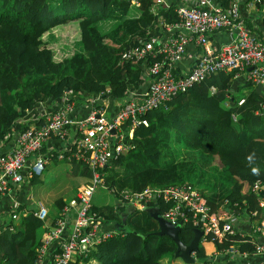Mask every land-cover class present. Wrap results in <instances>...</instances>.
<instances>
[{"label": "trees", "instance_id": "1", "mask_svg": "<svg viewBox=\"0 0 264 264\" xmlns=\"http://www.w3.org/2000/svg\"><path fill=\"white\" fill-rule=\"evenodd\" d=\"M54 3L0 0V142L6 134L26 129L27 125L18 118L27 111L40 117V111L54 109L65 92L78 101L82 94L93 95L107 87L105 97L121 104L128 102L133 98L132 92L141 90L149 80L146 66L152 58L147 54L145 60H125L122 52L151 37L163 38V24L176 18L172 6L151 12L150 0H137L133 18L125 15L129 13V0ZM257 14L264 27V16L258 11ZM107 18L115 19L98 24ZM66 21L76 24L77 34L74 39L61 42L50 30ZM243 22L255 31L247 20ZM255 32L264 43L262 34ZM69 35L74 36L67 29ZM210 86L215 88L212 94ZM257 90L243 77L236 81L233 72L217 73L177 93L167 102L166 109L156 107L142 114L141 120L147 124L134 128L132 148L98 169V185L113 196L115 211L107 205L91 207L96 218L111 222L124 234L97 244L87 259L97 264H163L161 259L172 255L174 243L154 233L157 224L149 213L143 221L144 211H127L121 200L122 190L165 187L193 179L192 173L197 170H211V185L224 183L216 175L227 179L230 186L224 195L230 201L243 200L245 216L259 211L255 196L248 190L253 180L264 182V116L254 113L260 102ZM239 99L243 102L237 105ZM65 139L51 133L43 148L61 147L66 154ZM47 161L57 162L55 156ZM64 161L67 169L73 170L72 175L82 167L73 159ZM82 174L87 178L83 184H89L90 171L84 169ZM39 178L33 176L31 180L39 182ZM189 183L194 186L192 181ZM156 201L157 212L170 206L161 199ZM207 201L214 206L213 200ZM23 208L25 213L17 227L7 225L0 230V258L5 264H32L35 248L53 227L34 216V205ZM177 237L187 244L192 238L191 225H180ZM237 239V234L226 236L221 242L207 238L199 243L194 257L205 263L213 251L219 253ZM237 248L238 252H251L252 245L238 243ZM218 264L224 263L219 260Z\"/></svg>", "mask_w": 264, "mask_h": 264}, {"label": "built area", "instance_id": "2", "mask_svg": "<svg viewBox=\"0 0 264 264\" xmlns=\"http://www.w3.org/2000/svg\"><path fill=\"white\" fill-rule=\"evenodd\" d=\"M150 1L151 12L169 5L165 0ZM242 1L226 0L222 5L216 0H180L174 7L175 20L163 24V38L151 37L122 52L121 58L125 60H145L147 54L152 58L147 61L149 80L144 90L133 91V98L125 104L105 97L109 91L107 87L93 95L82 94L83 108L79 106V100L65 92L54 109L44 108L40 117L29 115L27 111L19 118L27 125L26 129L3 137L0 200L6 196L10 198L24 177L41 174L44 163L52 156L56 160L73 159L91 173L89 184L81 185L68 204L62 206L53 227L35 248L32 264H72L77 257L86 256L95 244L116 234L114 230L99 232V223L90 213V201L95 185L100 183L98 169L132 148V132L139 125L147 124L141 120L146 111L156 107L166 109L165 104L173 96L210 75L233 72V78L244 74V80L259 89L260 102L254 113L264 116V43L257 38L255 31L244 25L240 15ZM244 1L247 8L264 16V0ZM221 32L229 36L224 43L215 46L211 37ZM188 45L196 47L197 52H194L190 65L178 73L175 66L182 60ZM208 90L212 94L215 88L210 86ZM242 102L239 99L237 105ZM51 133L59 138L66 137L64 148L68 153L63 154L61 150L40 152ZM248 190L255 196L259 210L250 212L248 217L243 212V200L230 203L223 198L215 202L216 208H212L205 194L186 181L165 187L146 186L140 191L126 189L120 194L127 206L138 210L155 207L157 199L169 202L166 210L158 212L160 217L171 225L188 223L199 229L201 241L210 238L221 242L226 236L237 234L235 243L219 253L213 251L211 259L204 264H218L219 260L230 264L240 261L249 264L242 260L264 264V240L254 242L258 241L256 237L264 238V182L255 179ZM70 210L74 213V220L67 225V211ZM23 213L18 201L14 200L7 218H0V230L6 226L4 219L16 223ZM34 215L41 220L46 218L47 209L41 202H36ZM244 242L252 245L251 252H238V243ZM0 264H5L1 258Z\"/></svg>", "mask_w": 264, "mask_h": 264}, {"label": "crops", "instance_id": "3", "mask_svg": "<svg viewBox=\"0 0 264 264\" xmlns=\"http://www.w3.org/2000/svg\"><path fill=\"white\" fill-rule=\"evenodd\" d=\"M165 1L167 4H169L168 5L169 7L172 6L173 8L177 3L180 2V0H165ZM216 1L222 2V5L226 4V0H216ZM240 15H241L242 20H247L252 25V28L255 31H259L264 37V27L260 25L261 21L257 14V11L255 9L247 8L244 0L242 1L240 5ZM228 36L229 34L224 33V32H221L220 34L219 33L215 34L214 36L211 37V42L215 46L219 45L220 43L224 42L228 38ZM194 52H197V48L194 47L193 45H188L185 50L182 60L179 63H177L175 66L176 72L180 73L190 65ZM241 77H244V74H240L237 78H235V80L239 81L241 80ZM145 85L146 84H144L141 87V90L142 89L144 90ZM142 91H139V92H142ZM78 103H79V106L83 108V102L79 100ZM46 148L49 149V148H52V146L48 145ZM49 163L50 162H47L45 166L48 165ZM67 166L68 165H66V167H64L57 173L56 179H58V182H56L55 185H57L58 187L55 190H51L49 186H45L41 182L42 172L39 178V182L38 180L32 181L31 178H24L22 183L16 188L18 199L26 207H31V208H32V205L34 206L36 205V202L41 201L42 204L47 205L48 210L51 211L50 218L53 219L55 215L59 213L60 207L63 204H66L67 201L70 200L72 196H74L72 195L73 189L77 187L78 185H81L87 181V178H85V176L82 174L84 169L81 166H79L77 170L74 171V175H72L73 170L71 168L67 169ZM34 187H37L38 189L33 191ZM41 193H44V194L41 195ZM114 202L115 201L113 200V204ZM95 205L99 206L100 204H94V206ZM111 208H112V211H115L112 206ZM126 209L127 211H129L128 208ZM71 218H72V215H71ZM102 223L103 222H101V224ZM103 225L110 229H116L115 225H113L111 222H108V223L105 222ZM258 240L262 241L263 238H259ZM242 261L244 263H249V264L252 262L251 260H242ZM73 264H97V263L95 261H92L90 258L87 259V257L85 256V257L77 258ZM172 264H174V261H172ZM224 264H230V263L224 262ZM237 264H242V262L241 261L237 262Z\"/></svg>", "mask_w": 264, "mask_h": 264}, {"label": "rangeland", "instance_id": "4", "mask_svg": "<svg viewBox=\"0 0 264 264\" xmlns=\"http://www.w3.org/2000/svg\"><path fill=\"white\" fill-rule=\"evenodd\" d=\"M49 2V1H48ZM52 4H56L54 3V0H51ZM131 5V6H130ZM128 9L131 13L125 14L128 18H133V16L135 14H132L134 12H136V7L133 4H130ZM137 5V3H136ZM124 15V16H125ZM115 19V18H113ZM113 19L111 18H107L106 20L100 21L98 24H105L107 22H112ZM67 24H69L67 26ZM67 29L69 31V33L71 32L72 34H74V36H67ZM54 35L56 40L61 41V42H67V39L70 38H75L77 31H76V24L73 23L72 21L69 22H64L62 24H59L57 26H54L53 28H51L50 30ZM13 108H16L15 105H13ZM66 163L59 161L57 163L55 162H51L48 165L45 166L44 170L42 171V176H41V182L45 185V186H49L51 190H55L57 189V185L56 182H58L57 178V173L63 169L64 167H66ZM211 170H197V173H192V178L193 179H187L188 182L192 181V183L194 184V186L201 190L205 195H210V198L207 199H211L214 201L220 200V198L224 197L228 191V188L230 186L229 182L227 179L221 178L219 176L216 175L217 180H222L224 183H217V185L215 184V186H212V182L213 181H209L211 180L209 178V175L211 173H214L211 171V173H209ZM186 181V180H185ZM216 181V180H215ZM180 182H184V181H180ZM221 184L224 187H220ZM37 187L33 188V191L37 190ZM75 189H73L72 195H74ZM44 193H41V195H43ZM225 194V195H224ZM219 195V196H218ZM91 202L93 204H100V205H107V206H112L113 205V196L108 193L103 186L100 185H96L92 194V198H91ZM45 207H47V205H44ZM139 213H143L142 211H139ZM148 213H143V221L148 219V215H146ZM39 231V230H38ZM162 263L163 264H172V261H174V264H187L184 263L182 260H180L179 258H174L172 255L167 254L162 258ZM191 264H203L202 261H200L199 259H195V261Z\"/></svg>", "mask_w": 264, "mask_h": 264}, {"label": "clouds", "instance_id": "5", "mask_svg": "<svg viewBox=\"0 0 264 264\" xmlns=\"http://www.w3.org/2000/svg\"><path fill=\"white\" fill-rule=\"evenodd\" d=\"M129 4H133V5H135V7H137L136 6V4H134V3H131V1L129 0ZM175 7V6H174ZM173 11H174V8H173ZM129 13H131L130 11H129ZM175 13V12H174ZM132 14H134V13H132ZM113 19V18H112ZM110 23V22H109ZM147 83V82H146ZM145 83V84H146ZM170 101V100H169ZM168 101V102H169ZM167 104V103H166ZM165 104V105H166ZM163 108V107H162ZM27 110V109H26ZM30 115V114H29ZM19 119V118H18ZM30 122H26V124H29ZM2 144H4L2 141L0 142V146L2 145ZM3 146H1L0 147V149L2 148ZM42 148H43V146H42ZM41 148V149H42ZM58 150H61V147H58V148H49V149H47V148H43V150L41 151L40 150V152L41 153H49L50 151L52 152V151H58ZM51 158H53V156L51 157ZM59 161H62V162H65L64 160H57V162H59ZM48 161H46L45 163H44V165H43V168H44V166H45V164L47 163ZM77 162V161H76ZM110 163V161L109 162H107L104 166H106L107 164H109ZM80 164V163H79ZM83 169H85L84 167H82ZM43 170V169H42ZM42 172V171H41ZM33 176H41V174H39V175H31L30 177H24V178H31V177H33ZM100 182H101V180H100ZM186 182H188V181H186ZM175 183H177V182H175ZM189 183V182H188ZM98 184H100V183H98ZM98 184H96V185H98ZM83 185V184H82ZM95 185V186H96ZM81 186V185H80ZM18 186H16V188H17ZM150 187V186H149ZM16 188H15V190L14 191H12V195H11V197L9 198V197H7L6 196V198H4V199H2V200H0V218H7L6 217V215H7V212H10V209H11V203L14 201V200H16V201H18V204H19V207H20V209H23L24 210V213H25V209L23 208V206H25L19 199H18V197H17V193H16ZM79 188V186L77 187V189ZM76 189V190H77ZM201 191V190H200ZM76 192V191H75ZM202 192V191H201ZM74 195H75V193H74ZM74 196H72V198H73ZM71 198V199H72ZM92 198V197H91ZM223 198H226L225 196L224 197H222V198H220V200L221 199H223ZM70 199V200H71ZM230 203L231 202H233V201H230L228 198H226ZM220 200H217V201H214L213 203H214V206H212V208H216V204H215V202H219ZM234 201H238V200H234ZM39 202H41V201H39ZM68 202H69V200L67 201V203L66 204H68ZM90 203H91V206H90V213H93V212H91V207H92V202L90 201ZM66 204H63V205H66ZM44 205V204H43ZM62 205V206H63ZM62 206L60 207V210H61V208H62ZM26 207V206H25ZM112 207H114L113 205H112ZM46 209H47V216H46V218L44 219V220H41V219H39V218H37L35 215V217L39 220V221H41L42 222V224H45V225H52L53 224V222H54V220L59 216V213L58 214H56L55 215V217L53 218V219H51L50 217H51V211H49L48 210V208L47 207H45ZM126 208H128L129 209V211H131V212H133V211H136V212H139V211H144V212H146V213H149V212H157V210L155 209V207H149V208H146V209H144V210H138V209H136V208H131V207H129V206H126ZM60 210H59V212H60ZM115 210V209H114ZM68 213H67V225L68 224H72L73 223V220H74V213H73V211L72 210H70V211H67ZM23 213V214H24ZM158 213V212H157ZM22 214V215H23ZM34 214V213H33ZM94 214V213H93ZM21 215V216H22ZM71 215H72V218H71ZM95 215V214H94ZM159 215V214H158ZM21 216H20V218L16 221V223H13V222H11L9 219H4V220H6V226L8 225V226H10V228H12V225H15L16 227H17V225L19 224V222H20V219H21ZM160 216V215H159ZM163 219V218H162ZM164 220V219H163ZM95 221H97L98 223H99V229L101 230V231H99V232H103V231H108V230H114L115 232H116V234L114 235V236H111V237H109V238H107V239H104V240H102V241H100V242H103V241H106V240H108V239H110V238H114V237H116V236H122L123 234H124V232H121V231H119L118 230V228L116 227V229H110V228H108V227H105L103 224L105 223V221H102V220H100L99 218H96L95 217ZM154 221V220H153ZM101 222H103L102 224H101ZM100 224H101V226H100ZM188 224V223H187ZM182 225V224H181ZM172 226H175V225H172ZM176 226H178L179 228H180V225H176ZM192 228H194V227H192V225H191V230H192ZM194 229H197V228H194ZM199 230V229H198ZM200 231V230H199ZM201 232V231H200ZM100 242H98L97 244H99ZM201 242H203V241H201V235H200V237H199V243H201ZM199 243H198V245H199ZM97 244H95L91 249H90V251L86 254V257L89 255V253L93 250V248L97 245ZM193 253V258L195 259V257H194V253L195 252H191L190 253V256H191V254ZM81 257V256H80ZM80 257H77V258H80ZM85 257V256H84ZM76 258V259H77ZM76 259H74V262H75V260ZM195 261V260H194ZM73 262V263H74ZM72 263V264H73ZM204 264V263H203Z\"/></svg>", "mask_w": 264, "mask_h": 264}, {"label": "water", "instance_id": "6", "mask_svg": "<svg viewBox=\"0 0 264 264\" xmlns=\"http://www.w3.org/2000/svg\"><path fill=\"white\" fill-rule=\"evenodd\" d=\"M149 214L152 220H154L157 224V230L154 233L156 235H163L174 243L175 249L172 256L174 258H179L184 263H193L195 259L190 256V253L197 250L201 232L198 229L192 228V238L187 244H184L177 237V233L179 231L178 226H172L169 222L163 220L155 211L149 212Z\"/></svg>", "mask_w": 264, "mask_h": 264}]
</instances>
